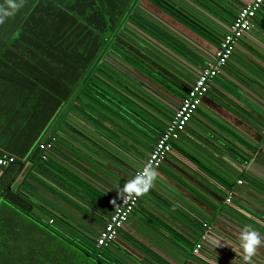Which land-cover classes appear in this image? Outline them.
Returning <instances> with one entry per match:
<instances>
[{
    "label": "trees",
    "instance_id": "obj_1",
    "mask_svg": "<svg viewBox=\"0 0 264 264\" xmlns=\"http://www.w3.org/2000/svg\"><path fill=\"white\" fill-rule=\"evenodd\" d=\"M24 1L12 8L0 0V135L27 133L32 147L27 157L0 151L15 158L0 169V264H174L165 252L141 241L134 227L121 228L119 242L97 246V234L119 201L124 179L83 153L86 146H77L71 134L60 136L54 130L44 142L40 134L61 105L97 133L115 139L105 124L110 123L150 150L163 128L139 104L160 115L168 112V122L174 112L168 106L175 107L184 94L180 70L162 53L178 54L191 69L198 61L140 7V0ZM147 1L216 46L226 32L218 21L230 25L237 13L225 0H200L202 11L186 0ZM183 76L193 80L188 72ZM89 127L82 124L76 130L97 138ZM46 142L51 146L40 149ZM138 216L162 226L148 209L136 206L129 220ZM191 220L192 229L202 233L204 219L196 215ZM162 228L191 255L193 242Z\"/></svg>",
    "mask_w": 264,
    "mask_h": 264
},
{
    "label": "crops",
    "instance_id": "obj_2",
    "mask_svg": "<svg viewBox=\"0 0 264 264\" xmlns=\"http://www.w3.org/2000/svg\"><path fill=\"white\" fill-rule=\"evenodd\" d=\"M186 1L201 10L198 4L200 0ZM248 1L225 0L230 7L236 9V12ZM139 5L160 23L162 29L175 36L187 53H193L194 59L198 61L196 69L192 68V71L187 60L178 57V54L176 56L164 54L160 48L159 52L167 56L171 64L180 70L178 72L174 69L184 83L183 88L189 87L192 80L187 76L186 81L183 72H188L194 79L200 69L212 59L216 44L149 1L140 0ZM218 23L225 29L229 26L224 21ZM262 26L264 3L259 17L255 16L249 29L238 39L227 64L214 77L208 92L202 97L184 131L174 141L177 147H173L161 166L154 170L156 176L152 179V185L141 196L138 202L141 204H137V207L154 213L162 226L147 224L140 216L129 220L135 222L133 225L139 239L151 243L157 251L159 249L162 252V255L165 252L167 260L171 263L245 264L241 257L239 241L247 226L257 233L260 243L246 264H264ZM3 87L0 89H4ZM46 97L48 99V95ZM3 99L2 105L9 103L7 96L4 95ZM176 102L175 107L168 106L173 111L180 100L177 98ZM139 105L146 109L145 111L161 128L166 127L170 116L168 112L160 115L153 109ZM82 124L89 127L79 116L67 108H61L60 105L41 131L40 136L43 140L41 142L53 134L54 130H57L60 136L71 134L77 139L75 143H78L77 146L82 144L86 146L85 149H81L83 153L89 154L96 162L108 165L107 169L118 174L125 183L134 180L135 172L144 163L150 150H144L128 140L110 123L105 124L113 131L115 139H111L104 132L99 134L91 127L89 129L97 138L83 137L76 130ZM28 136L27 133L20 136L17 132L1 134L0 151L22 152L27 157L32 151L31 145L27 143ZM111 147L113 149L107 151ZM60 150L63 153L67 152L66 148ZM25 176L26 172L17 178L15 184H20ZM239 180H242V183H238ZM199 184L209 187L210 191ZM228 191L233 195L230 202H226ZM196 215L210 225V228H207L202 223L203 232L200 234L191 227V218L195 219ZM163 226L181 233L194 243L193 248L197 243H202L200 252L194 254L192 248L191 255H187L186 250L162 228Z\"/></svg>",
    "mask_w": 264,
    "mask_h": 264
},
{
    "label": "built area",
    "instance_id": "obj_3",
    "mask_svg": "<svg viewBox=\"0 0 264 264\" xmlns=\"http://www.w3.org/2000/svg\"><path fill=\"white\" fill-rule=\"evenodd\" d=\"M264 0H249L236 13L235 18L221 37L216 46L212 59L203 66L189 85L188 92L181 98L179 105L174 110L172 116L167 122L166 127L155 140L152 148L141 165L135 172L134 180L139 179L143 170L152 167L153 171L160 167L167 154L172 150V143L178 139L184 131L187 123L190 121L197 107L200 105L202 97L208 92L214 77L227 64L238 39L249 29L257 11L262 7ZM50 143H40V149H48ZM14 156L6 153H0V169L7 167L14 161ZM238 183H242L239 180ZM137 196L134 193H122L119 201L106 223L100 228L96 245L104 246L116 239L121 228L128 222L129 216L137 206L142 195ZM231 191H228L226 202L232 198ZM203 226L210 228V225L203 223ZM202 248V243H197L193 248L194 254H198Z\"/></svg>",
    "mask_w": 264,
    "mask_h": 264
},
{
    "label": "clouds",
    "instance_id": "obj_4",
    "mask_svg": "<svg viewBox=\"0 0 264 264\" xmlns=\"http://www.w3.org/2000/svg\"><path fill=\"white\" fill-rule=\"evenodd\" d=\"M13 8L17 7L12 5ZM10 12H5L4 15H11ZM2 22V18H0ZM156 176L155 171L152 167H147L143 170V174L137 180H132L126 183L122 192L132 195L133 193L137 196L146 192L152 185V179ZM240 250L242 260L245 262L249 261V258L254 254L256 246L260 243L257 233L246 226V231L240 236Z\"/></svg>",
    "mask_w": 264,
    "mask_h": 264
},
{
    "label": "water",
    "instance_id": "obj_5",
    "mask_svg": "<svg viewBox=\"0 0 264 264\" xmlns=\"http://www.w3.org/2000/svg\"><path fill=\"white\" fill-rule=\"evenodd\" d=\"M188 89H189V87H185V88H183V92L184 93H187L188 92ZM180 99V98H179ZM201 187H203L205 190H208V191H210V188L209 187H207V186H205V185H202V184H199ZM135 222H130V221H128V225H124L123 227H129V228H133L134 227V224ZM117 242H119L120 240L118 239V238H116L115 239ZM125 248H127L128 250H130L131 252H133V253H135L136 255H138V253L136 252V251H134V250H132L129 246H127L126 244H123V243H121Z\"/></svg>",
    "mask_w": 264,
    "mask_h": 264
},
{
    "label": "rangeland",
    "instance_id": "obj_6",
    "mask_svg": "<svg viewBox=\"0 0 264 264\" xmlns=\"http://www.w3.org/2000/svg\"><path fill=\"white\" fill-rule=\"evenodd\" d=\"M2 1H5L6 3H10V7H12V5H18L20 2H21V0H2ZM30 1L31 0H25L24 2L25 3H30ZM22 3V2H21ZM13 8V7H12Z\"/></svg>",
    "mask_w": 264,
    "mask_h": 264
}]
</instances>
